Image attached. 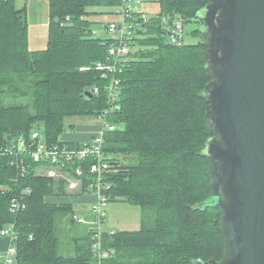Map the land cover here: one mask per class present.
Wrapping results in <instances>:
<instances>
[{
  "label": "trees",
  "instance_id": "16d2710c",
  "mask_svg": "<svg viewBox=\"0 0 264 264\" xmlns=\"http://www.w3.org/2000/svg\"><path fill=\"white\" fill-rule=\"evenodd\" d=\"M47 1V42L31 49L26 6L0 0V228L13 224L17 232L14 264H93L89 232L70 237L72 247L60 253L62 225L76 226L72 205L50 200L66 195L69 183L61 175L66 169H51L49 162L35 161L16 145L20 137L29 144L35 129L51 143L78 145L59 138L64 119L95 116L107 107L106 80L95 67L106 60L105 44L91 36L87 9L116 1ZM159 2L162 13L177 12L185 24L199 23L196 13L208 0ZM65 17L70 20L62 26ZM192 35L198 37L195 43L172 46L150 27L119 76L120 107L107 120L122 126L102 136V154L111 156L101 191L106 202L137 205L140 226L101 229L102 246L111 250L101 264H194L223 255L220 212L209 205L194 208L210 195L208 161L200 150L213 130L206 125L208 101L201 96L209 80L205 34L198 27ZM94 86L98 93L85 95ZM10 147L16 153L7 152ZM92 162H74L83 170L82 191L97 178L90 172ZM13 198H22L25 208L10 212Z\"/></svg>",
  "mask_w": 264,
  "mask_h": 264
},
{
  "label": "water",
  "instance_id": "95a60500",
  "mask_svg": "<svg viewBox=\"0 0 264 264\" xmlns=\"http://www.w3.org/2000/svg\"><path fill=\"white\" fill-rule=\"evenodd\" d=\"M196 15L209 75L201 96L213 135L200 150L210 195L194 208L220 212L223 255L193 263L264 264V0H208Z\"/></svg>",
  "mask_w": 264,
  "mask_h": 264
},
{
  "label": "built area",
  "instance_id": "2783aa9c",
  "mask_svg": "<svg viewBox=\"0 0 264 264\" xmlns=\"http://www.w3.org/2000/svg\"><path fill=\"white\" fill-rule=\"evenodd\" d=\"M115 5L120 6L117 14L120 15L119 20H111L106 26L107 38L103 39L106 51V60L97 61L95 64L101 74L100 76L106 80L105 89L107 93V107L98 112L95 116L102 121V130L95 136V142L87 141L80 142L78 145L71 147L66 143H51L49 142L42 131L35 129L31 132L29 137V144L20 137L17 140V151L26 152L35 161L49 162L48 166L59 169L64 167L68 176L77 179V183H70L69 188L75 189L81 183L82 168L73 167L74 162L83 161L91 158L93 161L90 165V172L96 174L97 178L91 180L89 186L95 190L97 199L92 203L90 212L92 220L86 223L83 218L74 216V219L80 223H86L89 226V232L92 236L90 248L95 257V263L101 264L102 259L109 257L111 250L103 248L101 243V223L105 217V210L103 206L106 202V196L101 191V179L103 174L109 169L110 158L102 154V136L104 131L113 130L115 126L107 120L108 114L114 110L119 109V86L120 74L135 58L138 52V38L145 37V33L150 27L159 29V34L165 37L166 43L172 46H181L185 42L184 20L181 14L177 12L152 14L142 11H137L130 6L132 1L137 0H115ZM151 1V0H150ZM158 1L159 0H155ZM160 6V2H159ZM70 19L65 17V21L60 22L64 25ZM150 34L152 32H149ZM153 34V33H152ZM91 94H97L99 89L94 86L88 89ZM12 147L7 152L12 153ZM13 153H16L14 151ZM72 166V167H71ZM68 167V169L66 168ZM21 175L25 173V166L19 167ZM71 173H73L71 175ZM66 175V174H65ZM81 189V188H80ZM29 193V189L26 190ZM25 201L22 198H13L9 204L10 212H17L25 208ZM0 235H6L10 238V245L3 255L4 264H14L16 246L15 240L17 232L13 224H7L0 228Z\"/></svg>",
  "mask_w": 264,
  "mask_h": 264
},
{
  "label": "rangeland",
  "instance_id": "374dc122",
  "mask_svg": "<svg viewBox=\"0 0 264 264\" xmlns=\"http://www.w3.org/2000/svg\"><path fill=\"white\" fill-rule=\"evenodd\" d=\"M138 2L132 1L130 6L137 11L155 14L159 12V2L155 0H137ZM15 4L18 8L26 6L27 9V20L29 25V40L32 44H36L34 41H42L43 43L47 40L48 32V1L47 0H15ZM120 9V6L115 4H105L96 7H90L87 9V18L90 21L89 30L91 36L97 35L101 39L107 38V32L104 26L111 20H119L120 15L116 11ZM199 23L188 20L184 25L185 30V43H195L198 37L192 35V31L198 29ZM21 100V101H19ZM25 99H18V102H25ZM102 124L101 119L94 115H74L67 116L64 119V131L72 132L78 130L84 126H95ZM74 127H73V126ZM116 127H121L120 123L113 124ZM91 142H95V138L91 139ZM111 156V155H109ZM39 172H42L39 170ZM67 173L62 172L61 175ZM67 183H77V179L74 177L65 175ZM82 192L79 184L77 188L70 189L66 188L68 192ZM95 190L90 187L85 192L86 195H92ZM75 214L86 223H90L92 214L89 215L92 204L88 201L84 202H73ZM105 210V219L101 223V229L103 231L112 230H135L140 226V208L137 205L123 202V201H109L105 202L103 206ZM71 215V214H70ZM67 215V217H70ZM83 225V224H82ZM84 225H86L84 223ZM66 231L60 234V253L67 254L68 249L72 247L70 244V237L80 236L86 233V229L82 226L77 225H62Z\"/></svg>",
  "mask_w": 264,
  "mask_h": 264
},
{
  "label": "crops",
  "instance_id": "0c3cea01",
  "mask_svg": "<svg viewBox=\"0 0 264 264\" xmlns=\"http://www.w3.org/2000/svg\"><path fill=\"white\" fill-rule=\"evenodd\" d=\"M112 4H114V3H112ZM34 42L36 44H32L29 40V37H28L29 48H31V49H42L45 47L47 40L44 43L41 40L38 41V39ZM102 128H103L102 124L95 125V126H84V127H81L80 129L74 130L72 132L63 131L59 135V138L63 141H69V142H77V143L87 142V141H90L93 137H95L102 130ZM50 168L52 169L53 167H50ZM53 169H55V168H53ZM85 192L86 191H82V192L75 191V192H69V193L67 192L65 196H56V197L50 198V200L54 201V202H69L72 205L73 217H74L77 215L75 214V211H74L73 202L88 201L90 204H92L97 199L96 193H94L92 195H86ZM89 215H91L90 211H89ZM77 217H79V216H77ZM91 220H92V217H91ZM76 224L82 226V228H85L86 233L89 232V226L86 223H85L86 225H84V223H80V222L76 221ZM9 245H10V238L6 235H0V264H4L3 255L5 254Z\"/></svg>",
  "mask_w": 264,
  "mask_h": 264
},
{
  "label": "bare ground",
  "instance_id": "6f19581e",
  "mask_svg": "<svg viewBox=\"0 0 264 264\" xmlns=\"http://www.w3.org/2000/svg\"><path fill=\"white\" fill-rule=\"evenodd\" d=\"M87 92H89V91H87ZM90 93V92H89Z\"/></svg>",
  "mask_w": 264,
  "mask_h": 264
}]
</instances>
